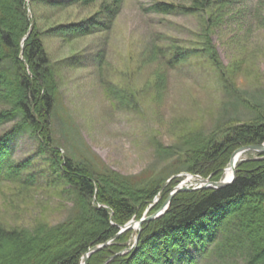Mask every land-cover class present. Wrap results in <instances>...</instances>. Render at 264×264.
Listing matches in <instances>:
<instances>
[{
    "label": "rangeland",
    "instance_id": "374dc122",
    "mask_svg": "<svg viewBox=\"0 0 264 264\" xmlns=\"http://www.w3.org/2000/svg\"><path fill=\"white\" fill-rule=\"evenodd\" d=\"M26 1L58 81L53 145L61 158L86 166L93 178L115 172L146 190L158 182V197L152 201H159L160 192L172 187L170 193L179 184L192 187L197 181L184 170L192 141L251 121L264 110V0H216L223 4L214 10L210 44L222 75L207 58L199 36L213 18L184 10L192 0H122L116 12L107 14L101 9L111 0ZM155 2L176 10L154 12ZM90 18L99 23L87 34L70 36L72 31L63 30L71 24L85 26ZM175 53L184 54V60L168 63ZM14 124H1L0 137ZM9 146V161L27 165L16 182L1 172L0 226L33 231L38 223L66 220L74 212L75 197L49 173V155L39 153V141L25 131ZM248 152L255 154L246 151L239 160ZM224 170L219 180L225 178ZM152 201L143 211L139 208L142 216L148 215ZM140 218L134 215L129 221ZM130 230L133 242L137 230ZM218 258L211 250L196 264H216Z\"/></svg>",
    "mask_w": 264,
    "mask_h": 264
},
{
    "label": "trees",
    "instance_id": "16d2710c",
    "mask_svg": "<svg viewBox=\"0 0 264 264\" xmlns=\"http://www.w3.org/2000/svg\"><path fill=\"white\" fill-rule=\"evenodd\" d=\"M81 1L86 4L94 0ZM121 1L111 0L113 3L101 11L116 12ZM215 1L192 0L189 10H184L202 11L213 18L211 22L208 18L199 36L207 58L222 75L221 63L210 44L217 20L214 10L220 11L223 4L216 1L215 6ZM27 8L26 0H0V125L15 121L0 137V175L3 171L4 178L16 182L26 168V161L15 165L9 161V141L29 131L39 141V153L49 155V173L75 197L74 212L55 225L38 223L33 231L0 226V264H80L89 247L115 237L119 225L134 215L142 217L144 208L158 197L159 184L141 189L115 172L93 178L86 166L69 157L61 158L53 145L52 131L58 81ZM151 10L169 13L176 9L155 2ZM97 20L90 18L85 26L71 24L63 30L72 31L70 36L87 34L98 25ZM183 58L184 54L175 53L168 63L177 64ZM116 95L125 99L122 91ZM257 143H264V110L260 109L251 121L233 123L198 143L192 141L184 170L219 180L237 148ZM254 153L248 152L236 163L235 178L228 185L177 192L164 214L142 223L138 241L130 250L120 253L132 243L129 229L91 253L86 264H196V259L211 250L219 257L216 264H264V152ZM169 191L160 192L159 201H152L148 214L160 207ZM145 244L147 250H142ZM109 256L113 257L107 261Z\"/></svg>",
    "mask_w": 264,
    "mask_h": 264
},
{
    "label": "water",
    "instance_id": "95a60500",
    "mask_svg": "<svg viewBox=\"0 0 264 264\" xmlns=\"http://www.w3.org/2000/svg\"><path fill=\"white\" fill-rule=\"evenodd\" d=\"M246 151H257V152H264V143H257V144H250V145H246V146H241L239 148H237L231 155V157L229 158L228 164L226 165L227 167H231L232 168V176L230 179H222V180H218V181H214L211 180L210 177H203L197 174H189L187 173V176L189 177H194L197 181H195V183L193 184L192 187H189L188 184H179L176 187H174L172 189V191L168 194V196L166 197V199L164 200V202L160 205V207H158L155 211H153L152 213L142 216L139 220H132L129 221L128 223L124 224L123 226H121L120 228V232L122 233L128 229H134L137 230V233L134 236V240L131 244V246H129L126 250L121 251L120 253L124 252V251H128L130 250L132 247H134L137 243L138 237H139V233L141 230V226L143 222H147L150 220H153L159 216H161L162 214L165 213V211L167 210V208L170 205L171 199L173 197V195L177 192V191H187V190H193V189H201V188H222L226 185H228L229 183H231L234 178H235V161L236 159L240 158L241 154L246 152ZM226 168H224L226 170ZM224 170V171H225ZM188 177V178H189ZM106 243H100L97 245L92 246L86 253H84V255L82 256V263L81 264H86L87 262V258L88 256L97 251L98 249L102 248ZM113 256H109L107 261L111 260ZM106 261V262H107Z\"/></svg>",
    "mask_w": 264,
    "mask_h": 264
},
{
    "label": "bare ground",
    "instance_id": "6f19581e",
    "mask_svg": "<svg viewBox=\"0 0 264 264\" xmlns=\"http://www.w3.org/2000/svg\"><path fill=\"white\" fill-rule=\"evenodd\" d=\"M240 158L236 159L235 161V165L236 163L239 161ZM232 176V168L231 167H227L225 170V179H230ZM140 234V233H139Z\"/></svg>",
    "mask_w": 264,
    "mask_h": 264
}]
</instances>
